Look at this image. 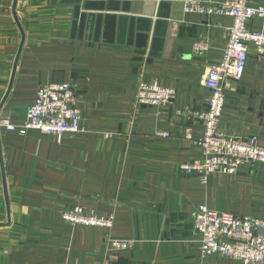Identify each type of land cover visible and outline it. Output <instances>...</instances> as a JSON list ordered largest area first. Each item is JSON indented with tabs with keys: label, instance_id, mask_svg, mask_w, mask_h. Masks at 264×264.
Returning <instances> with one entry per match:
<instances>
[{
	"label": "crops",
	"instance_id": "crops-1",
	"mask_svg": "<svg viewBox=\"0 0 264 264\" xmlns=\"http://www.w3.org/2000/svg\"><path fill=\"white\" fill-rule=\"evenodd\" d=\"M183 1L0 0V102L21 41L14 12L24 35L0 122L23 123L42 86L69 83L85 130L57 142L0 126V264H242L201 256L193 218L206 205L264 220V163L205 185L180 168L201 158L185 131L198 140L203 122L185 114L206 110L205 71L221 61L232 20L183 13ZM247 55L242 79L225 80L218 130L264 148V59L251 45ZM140 81L173 99L137 104ZM76 206L111 217V229L65 223ZM112 240L132 247L113 251Z\"/></svg>",
	"mask_w": 264,
	"mask_h": 264
},
{
	"label": "built area",
	"instance_id": "built-area-1",
	"mask_svg": "<svg viewBox=\"0 0 264 264\" xmlns=\"http://www.w3.org/2000/svg\"><path fill=\"white\" fill-rule=\"evenodd\" d=\"M253 1L255 0L183 1V13L228 17L232 20L227 29L228 37L221 61L205 71L203 84L210 94L207 108L202 112L188 111L185 114L202 121L204 128L203 135L198 140L192 138L190 129L185 131V139L201 148V158L183 164L180 168L197 177L204 185L212 174H233L241 166L264 163V148L258 145L257 137L227 136L218 130L225 101V80L242 79L249 45L254 47L257 57L264 59V32L248 28V23L254 19H260L264 23V2L252 5ZM206 49L207 45L201 42L193 45L195 52ZM173 97L172 89L157 82L147 84L140 81L135 102L158 107L170 102ZM80 122L81 112L73 86L69 83H48L37 91L35 102L27 107L23 123L12 124L3 120L0 126L6 131L21 135L34 131L40 135L55 137L57 142H61L64 137L85 134ZM156 135L169 137L167 133ZM61 218L73 226L111 229L113 225L111 217L85 213L79 206L63 212ZM193 221L201 256L215 255L242 264H264V220L218 212L201 205L195 212ZM131 247L132 243L128 241H111L113 251Z\"/></svg>",
	"mask_w": 264,
	"mask_h": 264
},
{
	"label": "water",
	"instance_id": "water-1",
	"mask_svg": "<svg viewBox=\"0 0 264 264\" xmlns=\"http://www.w3.org/2000/svg\"><path fill=\"white\" fill-rule=\"evenodd\" d=\"M16 2H17V0H13V9L15 8ZM14 20L16 21V24H17L18 29L20 31L21 41H20V44H19V47H18L17 55L15 57V61H14V65H13V71H12V74H11V77H10L8 88H7L6 93L4 94V96H3V98H2V100L0 102V110H1V108H2V106L4 104V102H5L6 98L8 97V94H9L10 90H11L12 82H13V79H14V71H15V68H16V62L18 60L20 51H21L22 46H23V41H24V35H23L22 29H21V27H20V25H19V23H18V21L16 19L15 12H14ZM0 162H1V166H2V160L1 159H0ZM4 186H5V184H4ZM5 189H6V186H5Z\"/></svg>",
	"mask_w": 264,
	"mask_h": 264
},
{
	"label": "rangeland",
	"instance_id": "rangeland-1",
	"mask_svg": "<svg viewBox=\"0 0 264 264\" xmlns=\"http://www.w3.org/2000/svg\"><path fill=\"white\" fill-rule=\"evenodd\" d=\"M23 112H24V114L26 115L25 110H24Z\"/></svg>",
	"mask_w": 264,
	"mask_h": 264
}]
</instances>
